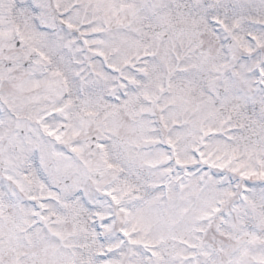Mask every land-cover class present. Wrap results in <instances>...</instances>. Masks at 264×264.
<instances>
[{"label": "snow or ice", "instance_id": "snow-or-ice-1", "mask_svg": "<svg viewBox=\"0 0 264 264\" xmlns=\"http://www.w3.org/2000/svg\"><path fill=\"white\" fill-rule=\"evenodd\" d=\"M0 264H264V0H0Z\"/></svg>", "mask_w": 264, "mask_h": 264}]
</instances>
